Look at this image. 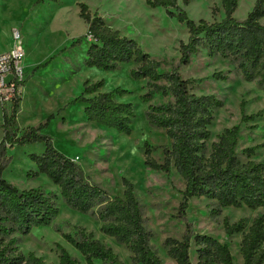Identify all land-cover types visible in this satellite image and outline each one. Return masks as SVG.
<instances>
[{
  "label": "trees",
  "instance_id": "trees-1",
  "mask_svg": "<svg viewBox=\"0 0 264 264\" xmlns=\"http://www.w3.org/2000/svg\"><path fill=\"white\" fill-rule=\"evenodd\" d=\"M238 1L221 0L225 16L211 22L190 18L178 0H147L150 7L165 8L188 28V41H181L179 45V61L167 70L165 60L153 58L137 40L122 35L98 13L92 14L86 3H79L80 17L88 24V31L74 40L71 47L90 38L84 65L113 71L122 63L132 62L131 75L147 80L146 92L141 95L142 100L149 103L147 120L150 125L165 130L171 147H163L164 160L158 162L151 155L154 148L146 142L144 163L164 172L174 166L183 178L185 188L181 191L183 198L178 208L182 218H186L189 200L193 197L213 200L218 206L214 212L222 207L256 209L264 206V160L252 158L264 144L245 148L242 153L248 158L242 160L236 149L238 125L225 128L217 135V140L209 144L214 110L222 106V100L214 94L194 93L190 87L193 80L184 78L180 72L181 67L189 65L192 56L203 49L209 57L228 60L245 80H255L264 88V0H256L244 20L234 17ZM213 77L228 78L221 72L214 73ZM104 83V80L86 81L82 94L68 105H81L85 118L91 123L130 135L136 116L135 105L117 99L128 92L122 87L100 91ZM157 95L170 96L172 100L152 103ZM19 103L20 98L15 96L10 111L8 105L1 108L0 129L4 135L0 141V264H46L43 257L34 252L21 251L20 235L55 222L60 215L58 196L41 187L21 189L4 176L11 161L9 149L37 142H43L45 148L42 153H30L36 168L27 172L28 179L45 175L59 188L66 206L99 220L101 232L129 250L130 264H162L152 244L154 234L146 226L144 204L135 195L134 183L122 177L126 188L122 195L112 197L85 172L79 161L59 150L52 137L43 132L56 114H51L44 123L21 129L17 123ZM241 109L243 122L252 121L260 114H246L243 102ZM190 226L187 224L181 239L167 237L164 240L169 257L177 264H193L190 248L194 240L197 264H233L227 243L208 234H194ZM245 228V219L233 223L224 219L228 235L243 233L240 249L244 264H264L263 215L256 216L248 230ZM62 236L79 251L86 264H127L109 244L82 226L76 227L74 232H62ZM56 251L59 264H82L64 245L57 243Z\"/></svg>",
  "mask_w": 264,
  "mask_h": 264
},
{
  "label": "rangeland",
  "instance_id": "rangeland-1",
  "mask_svg": "<svg viewBox=\"0 0 264 264\" xmlns=\"http://www.w3.org/2000/svg\"><path fill=\"white\" fill-rule=\"evenodd\" d=\"M80 2L86 3L92 14L98 13L122 35L137 40L153 58L165 60L164 69H170L179 61V45L181 41H188V28L176 16L169 15L165 8L150 7L147 0H0V51L12 47L15 29L20 30L26 50L23 61L25 81L17 95L21 105L18 127L36 126L46 122L51 114H56L43 132L52 137L59 150L79 161L96 183L112 197L123 194L126 187L122 184V177L134 183L135 195L144 204L146 226L154 234L152 244L162 264H177L168 256L163 242L167 237L181 239L187 231V224L191 225L194 234H208L227 243L233 255V264H244L240 249L243 233L228 235L224 219L228 218L231 223L245 219L246 231L256 216L264 217V206L256 209L222 207L214 212L218 206L213 200L193 197L189 200L186 218L179 216L178 208L183 198L181 191L185 188L183 178L174 166L164 172L144 163L146 142L154 148L151 155L158 162L164 160L163 147H171L165 130L150 125L147 120L149 103L141 98L146 92L147 80L131 75L132 62L122 63L113 71L84 65L90 38L71 47L74 40L88 31V24L80 17ZM178 2L195 21L206 19L212 22L225 16L221 0ZM255 2L239 0L234 17L244 20ZM180 72L184 78L193 80L190 87L194 93L214 94L222 100V106L214 110L209 144L216 141L217 135L225 128L236 125L240 127L236 149L242 160L248 158L242 153L245 148L264 144V88L255 80H245L228 60L219 56L209 57L203 49L193 55L190 64L182 66ZM216 72L228 78H214ZM98 80L105 82L100 91L116 87L128 91L117 99L135 105L136 116L130 135L91 123L85 118L81 105H68L82 94L86 81ZM169 100L172 97L157 95L152 103ZM242 102L246 114H260L252 121L243 122ZM6 105L10 111L12 103ZM6 105L0 103V108ZM1 120L0 110V123ZM2 138L0 131V141ZM44 148L43 142H37L15 146L12 151L9 149L11 161L4 176L21 189L41 187L55 193L60 206V215L52 225L36 227L29 234L20 235L21 251L24 254L34 252L43 257L46 264H59L56 244L60 243L73 256L81 259L82 264H86L79 251L62 236V232H74L76 227L82 226L93 231L97 238L109 244L124 262L130 264L129 250L103 234L99 220L66 206L59 188L46 176L28 179L26 174L33 169L30 153H42ZM252 158L264 160V146L259 147ZM190 258L193 264H197L194 240Z\"/></svg>",
  "mask_w": 264,
  "mask_h": 264
},
{
  "label": "built area",
  "instance_id": "built-area-1",
  "mask_svg": "<svg viewBox=\"0 0 264 264\" xmlns=\"http://www.w3.org/2000/svg\"><path fill=\"white\" fill-rule=\"evenodd\" d=\"M25 56L22 34L19 29H15L12 47L0 53V103L3 105L12 103L25 81Z\"/></svg>",
  "mask_w": 264,
  "mask_h": 264
},
{
  "label": "crops",
  "instance_id": "crops-1",
  "mask_svg": "<svg viewBox=\"0 0 264 264\" xmlns=\"http://www.w3.org/2000/svg\"><path fill=\"white\" fill-rule=\"evenodd\" d=\"M7 50H9V49H7ZM6 51V50H5ZM1 52H4V51H0V53ZM21 102H22V100H21ZM21 106V105H20ZM19 106V107H20ZM0 110H1V108H0ZM19 112H20V108H19V110H18V114H19ZM17 114V123L19 124V121H18V118H19V115ZM1 115H2V110H1ZM1 121H3V116H2V120ZM0 131L2 132V134L4 135V132H3V130L2 129H0ZM12 149L13 148H11L10 149V151H12ZM73 158V157H72ZM31 167L33 168V169H35L36 168V165H35V163L34 162H31ZM6 171V170H5ZM4 171V172H5ZM40 176H45V175H42V174H40L38 177H40Z\"/></svg>",
  "mask_w": 264,
  "mask_h": 264
}]
</instances>
